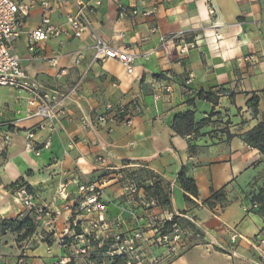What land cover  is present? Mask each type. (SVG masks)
I'll return each instance as SVG.
<instances>
[{
  "label": "crops",
  "instance_id": "crops-1",
  "mask_svg": "<svg viewBox=\"0 0 264 264\" xmlns=\"http://www.w3.org/2000/svg\"><path fill=\"white\" fill-rule=\"evenodd\" d=\"M49 1L50 19L57 25L75 7V0ZM99 3L90 17L92 31L112 48H129L136 56L131 74L116 59L93 62L94 42L89 34L80 40H49L38 46L33 58L25 34L15 44L21 67L31 81L61 93L78 84L77 94L66 102L67 118L53 134L37 129L40 121L36 118L23 120L10 128V142L0 159L1 216L12 214L13 218L23 210L14 199L9 203L5 190L16 181L32 190L34 205L56 203L65 207L61 218L73 215L68 224L64 220L57 223L50 245L40 243L26 250L25 264H53L62 256L57 246L60 232H71V224H79L82 217L75 216L78 212L73 205L82 190L74 184L84 188L85 197L97 198L90 190L104 181L103 175L114 177L124 167L158 176L164 186L169 185L171 201V208L160 209V214L170 219L185 212L184 217H195L205 233L204 245L194 246L174 264H259L246 241L264 236V219L250 211L252 197L264 189V153L248 145L246 138L258 124H264V0ZM41 16V9L32 10L27 29L36 27ZM165 38L173 39L163 47ZM245 56H256L258 61L241 62ZM6 89L13 95L10 102L0 100L1 122L13 120L15 110L26 107L25 93ZM200 92L209 99H199ZM254 97L258 98L255 112ZM134 99L140 112L129 128L109 124L83 129L79 125L80 118L101 113L105 104L126 106ZM186 112L193 114V125L187 131L179 122L178 133L175 118ZM30 130H35L32 149H26ZM47 138L48 148L38 153ZM182 169L198 189L193 208L180 199L183 191L177 175ZM59 186L74 196L61 202L56 196ZM219 191L224 192V203L209 208L204 202ZM111 215L112 220L117 217ZM217 248L227 254L218 253ZM0 250V264L15 263V244L10 241ZM70 264L93 263L77 258Z\"/></svg>",
  "mask_w": 264,
  "mask_h": 264
},
{
  "label": "rangeland",
  "instance_id": "rangeland-1",
  "mask_svg": "<svg viewBox=\"0 0 264 264\" xmlns=\"http://www.w3.org/2000/svg\"><path fill=\"white\" fill-rule=\"evenodd\" d=\"M6 88L0 87V100L10 102L13 94ZM4 151L0 146V158L3 156ZM134 169L140 171H134ZM134 169L124 167L115 171V176L108 179V174H104L102 177L105 178L103 179L104 181L90 190L91 194L99 198L100 202L99 200L97 202V198H95L96 202L100 206L103 205V211L107 212L105 213L107 220L104 219L106 228L100 231L92 227V224H95V221L98 219L94 206L90 205V202L94 199L90 200V198L82 194L84 188L80 189V184L73 185L80 191L82 190L73 205V207L77 208L78 212L75 216H82L81 221L79 224H71V232L64 229L60 232L57 246H59V253L62 256L54 260L53 264H70L77 258L83 259V261L88 260L93 264H174L194 246L204 245L207 238H205V233L198 227L195 217L187 215L188 218H182L181 216V220L176 225L171 228L166 226L165 222L171 220L172 217L170 219L163 217L160 214L162 207L151 205V197L142 188L144 185L149 184L146 181L150 178L152 181H158L159 177L155 175L151 176L143 169ZM137 172L138 176L134 177L133 174ZM108 180L115 181L108 183ZM16 183H18V186L23 185L19 184L18 181L15 182V185ZM13 184L5 187L9 203L10 201L13 202V199L16 197V186H12ZM81 185L84 186L83 183ZM136 186L140 187L135 192L131 191L130 187L134 188ZM61 188H64L65 197H61L59 194ZM68 191L65 186L58 187L56 196L61 202L67 201L70 195L74 196V193L70 194ZM180 199L184 203L183 196ZM14 201L23 208L21 213L13 218L11 217L12 214L0 215V221L21 220L26 215H31L34 219L29 210L24 208L15 199ZM84 204L88 206L87 208L91 210L90 212H85L87 208L83 211L79 210L80 206H84ZM34 206L36 209L47 210L51 213L50 215L53 219L50 225L45 226L49 218H42L41 222L34 219L35 233L20 241L18 240V234L0 231V246L8 244L11 241L18 249V256L14 264H18L19 260H21L20 264H25L28 259L27 251L32 247L40 243L50 245L54 237L52 231L58 222L64 220L61 218V215L65 207H61L56 203ZM195 206V204H187V207L193 208ZM12 207H16V204ZM97 211L100 210L97 209ZM111 214H115L114 216L117 217L112 220ZM72 216L65 218V224H68V220H71ZM81 224L84 225V228H82L83 226L81 227ZM86 226L89 228L86 229ZM79 234L83 237H78ZM116 236H119V238L117 239ZM216 251L227 254L225 253V249L217 248ZM53 256L56 257L57 255ZM1 257L3 256L0 250V262Z\"/></svg>",
  "mask_w": 264,
  "mask_h": 264
},
{
  "label": "built area",
  "instance_id": "built-area-1",
  "mask_svg": "<svg viewBox=\"0 0 264 264\" xmlns=\"http://www.w3.org/2000/svg\"><path fill=\"white\" fill-rule=\"evenodd\" d=\"M61 2V1H60ZM99 0H75V7L73 11H69L62 24H53L50 19L51 6L49 0H0V87H7L26 94V107L23 111L16 109L13 120L0 121V146L4 151L5 146L10 142V128H16L17 124L23 120L36 118L40 121L37 129H47L49 134H53L56 126L67 118L66 102L70 95L77 94L78 84H75L66 93H61L55 89H45L37 83L31 81L24 73L20 57L15 52V44L22 37L23 34L27 40V51L32 58L37 54V48L40 44L49 40L57 39H76L80 40L84 35L89 34L93 40V55L92 61L105 59H116L124 67L128 74L132 73L133 62L136 56L129 53V48L124 51H119L110 47L109 43L102 40L96 33L92 31L91 15L96 12L99 6ZM39 8L42 11V16L39 24L31 29H27V19L32 10ZM125 11L121 9V14ZM134 15L137 11L132 12ZM212 14V12H211ZM173 38L162 39V46L165 47L170 44ZM148 52L146 55H149ZM80 55L78 54L76 63L79 62ZM241 62L256 63L258 58L256 56H245L240 59ZM50 62H54L50 60ZM140 112V104L137 99L132 100L126 106H114L112 104H105L101 113L95 114L93 117H82L79 120V125L86 129L94 126H106L109 124H121L125 127H131L133 119ZM23 115V117L21 116ZM1 120V111H0ZM111 129V128H110ZM35 130H31L26 134V149L32 148V141ZM50 138L46 140L41 152L48 148ZM1 156V155H0ZM1 159V158H0ZM3 169L0 166V170ZM135 177V175H133ZM131 191H136L137 188H131ZM16 197L14 198L24 208L29 210L36 221L42 218H49L45 226L51 224L53 217L47 210L34 208V193L28 186L16 185ZM61 197H65L64 188L59 191ZM153 206L158 205L155 199H150ZM94 206V211L100 210L101 214L93 228L103 230L106 228L102 212L103 206H99L96 199L90 202ZM88 206H80V211H83ZM257 205L252 204L250 209H256ZM86 209V213L90 212ZM68 231V230H67ZM78 237L82 238L81 234ZM117 239L119 236H116ZM235 237V236H234ZM252 251L258 256L259 264H264V236L256 235L246 241ZM21 263L19 260L18 264Z\"/></svg>",
  "mask_w": 264,
  "mask_h": 264
},
{
  "label": "trees",
  "instance_id": "trees-1",
  "mask_svg": "<svg viewBox=\"0 0 264 264\" xmlns=\"http://www.w3.org/2000/svg\"><path fill=\"white\" fill-rule=\"evenodd\" d=\"M199 99H209V95H203V92L198 94ZM217 100V99H216ZM216 100H212V103H216ZM254 100V101H253ZM252 100V108L254 112L256 111L258 98L254 97ZM179 122L184 123L189 130V127L193 125V114L191 112H186L180 114L175 118L174 121V129L176 132L180 133ZM248 145L253 148L258 149L261 153H264V124H258L254 129H252L246 138ZM133 175L138 176L137 173ZM178 184L183 191V199L185 204H195L194 199L198 198V189L192 178H188L184 170L182 169L177 175ZM18 186V183H16ZM15 183L12 186H16ZM140 186H136L138 189ZM29 188V187H28ZM146 193L157 201V204L165 209L171 208V201L169 195V185L164 186L161 180L151 181L150 184L144 185L142 187ZM168 188V189H167ZM167 189V190H166ZM225 201V196L223 191L212 192V196L209 200L204 203L209 207L213 208L216 203H219L221 206ZM256 204V209H250L251 212L257 213L260 217L264 219V189L259 190L258 194H256L251 199V204ZM262 205V206H261ZM182 218L185 215V212L180 213ZM181 216L173 215L171 220L165 222L168 228L176 225L178 221L181 220ZM1 232L9 231L12 233H16L19 235L18 240L26 239L32 236L35 233V224L34 219L31 215H26L21 220H2L0 221Z\"/></svg>",
  "mask_w": 264,
  "mask_h": 264
}]
</instances>
